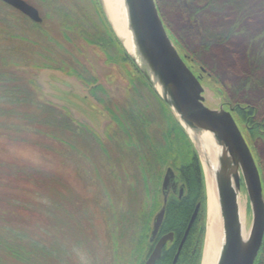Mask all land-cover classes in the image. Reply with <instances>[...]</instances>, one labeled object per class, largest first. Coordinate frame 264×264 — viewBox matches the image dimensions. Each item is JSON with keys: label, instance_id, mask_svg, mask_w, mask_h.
<instances>
[{"label": "rangeland", "instance_id": "1", "mask_svg": "<svg viewBox=\"0 0 264 264\" xmlns=\"http://www.w3.org/2000/svg\"><path fill=\"white\" fill-rule=\"evenodd\" d=\"M30 1L40 9L43 22L39 27H33L31 22L21 19L19 27L29 29L37 41L34 50L46 57L44 63L64 68L71 66L83 78L99 84L107 94L114 96L109 100L96 90L93 97L88 92L90 85H85L75 75L44 66L35 71V78L45 99L64 108L71 118L90 127L99 138L104 137L106 126L118 127L111 115L122 121L124 110L148 116L154 133L164 125L162 112L166 109L146 85L134 79L131 87L128 86L123 69L133 72L129 63L115 60L112 57L115 51L108 52L111 56L108 59L99 48L86 43L82 37L83 32H87L92 38L89 34L93 30L103 28L91 0ZM155 1L179 54L191 65L190 68L196 67L198 71L202 67L208 74L201 76L205 105L216 108L223 101L251 105L257 108L259 117L264 118V66H255L254 61L257 50L264 46V0H216L211 3L213 5L206 6L203 4L206 0ZM3 16L4 11L0 8V18ZM15 32V27L9 31L10 34ZM4 34L5 31L0 30V37L4 38ZM0 47L6 49L1 41ZM35 54L33 56L40 60ZM63 61L68 64H63ZM98 98L102 102H98ZM90 140L94 150H84L86 156L66 147L62 159L54 151L53 144L43 150L29 143L8 144L0 138V158L10 163L46 167L79 199L83 212L86 211V231L93 238L94 246L93 249L88 244L68 246L71 264H134L132 252L142 223L141 220L137 222L135 214L140 210L141 218L147 217L149 211L154 210L153 180L157 168L150 172V178L146 176L148 196L142 188L136 189L134 194L126 180L121 184L125 175L120 174L116 179L118 185L113 181L116 177L109 178L111 169L108 165L106 167L105 156ZM250 147L257 159L264 195V141L250 142ZM124 168L129 176L128 182L132 176L139 179L135 166L125 165ZM165 168L166 165L158 168L161 178ZM161 178L157 182L161 183ZM28 197L36 204L43 202L37 195L24 196L25 199ZM238 197L243 209V222L248 229L251 214L243 183H240ZM155 198L159 208L161 194ZM127 211H130L126 225L128 231L121 233L120 220ZM115 241L116 244L113 243Z\"/></svg>", "mask_w": 264, "mask_h": 264}, {"label": "trees", "instance_id": "2", "mask_svg": "<svg viewBox=\"0 0 264 264\" xmlns=\"http://www.w3.org/2000/svg\"><path fill=\"white\" fill-rule=\"evenodd\" d=\"M92 1L96 5V0ZM213 1L216 0H206L203 4L206 6ZM0 8L4 11L3 18H0V30L5 31L4 38L1 36L0 41L6 47V49L0 47V138L8 144L29 143L43 150L49 149L53 144L54 151L62 159L66 154L64 152L66 147L69 150H76L79 155H84V150L89 152L91 149L94 150L91 138L105 156L106 167L108 165L111 169L108 173L109 178L116 177L113 179L115 182L120 174L125 175L121 184L126 180L134 194L136 189L142 188L148 196L146 176L150 178V172L157 168L154 180L149 181L155 182L154 197L160 195V183L157 179L159 181L161 176L158 168L161 165L171 167L184 183V192L180 199L174 195L167 199L158 234L172 232L174 240L163 248L156 264H172L176 245L183 237L198 202L200 208L175 264H200L204 244L206 203L203 174L195 150L169 108L131 62L112 30L109 28L107 40L101 38V43L95 42V45L108 56V59H111V56L106 51V46L114 47L112 57L122 64L129 63L133 70L132 79L143 82L166 109V112H162L164 125L155 133L151 130L148 116L142 112L135 114L134 111L124 110L126 114L122 115V121L111 115L118 127L106 126L104 137L99 138L90 127L71 118L64 108L45 99L35 78V71L40 67H54L68 75H75L85 83L91 82L71 66L67 65L68 68H64L45 64L46 57L34 50L37 41L33 39L29 29L19 27L21 19L31 21L17 15L11 7L1 2ZM98 11L101 14L100 9ZM102 20L105 22L103 17ZM31 25L39 27L40 24L31 22ZM14 27L16 32L10 34L9 31H13ZM95 40L97 39L91 41ZM33 53L42 61L36 59ZM254 61L255 66L259 68L264 66V46L257 50ZM62 63L68 64L65 61ZM187 65L191 66L188 63ZM194 68L191 67L194 72L201 74L199 68L198 71L196 67ZM97 89L91 88L89 94L96 96ZM97 101L102 102L99 98ZM234 106L232 116L249 147L250 142L255 140L264 141V118L259 117L257 108L238 103ZM255 160L257 162L256 157ZM131 164L137 168L139 179L130 176L131 181L128 182L129 176L124 166ZM116 184L118 185L117 181ZM32 194L42 198L43 202L36 204L29 197L24 198L25 195ZM133 196L132 199L135 198ZM154 197L152 203L154 210L149 211L147 217L141 218L143 214L140 210L135 214L137 222L141 220L142 225L140 224L132 252V255H135L134 264L143 263L150 247L148 242L150 221L158 206ZM83 209L72 190L46 167L10 163L0 158V264H71L68 246L88 244L91 249L94 246L93 238L86 231L85 225L88 221L85 217L86 211L83 212ZM129 214L130 211H127L120 220L121 233L128 231L126 225ZM113 243L116 244V241ZM263 254L264 238L254 264H262Z\"/></svg>", "mask_w": 264, "mask_h": 264}, {"label": "water", "instance_id": "3", "mask_svg": "<svg viewBox=\"0 0 264 264\" xmlns=\"http://www.w3.org/2000/svg\"><path fill=\"white\" fill-rule=\"evenodd\" d=\"M0 1L19 10L30 21L42 22L38 11L23 0ZM97 2L117 41L169 108L195 150L204 179L206 216L209 183L220 219L221 236L215 264H254L264 238L263 182L251 148L231 109H225L222 104L216 108L205 105L203 85L176 49L155 0H120L119 28L108 12L105 1ZM178 183L179 178L174 172L166 169L160 186L162 206L152 219L148 236L150 243L162 223L169 189H174ZM240 183L246 190L250 208L251 223L248 229L240 218L238 207ZM183 189V184L179 185V198ZM198 208L199 204L190 217L173 263ZM205 236L206 219L204 240ZM172 238V233L161 236L142 264H155L163 246Z\"/></svg>", "mask_w": 264, "mask_h": 264}, {"label": "flooded vegetation", "instance_id": "4", "mask_svg": "<svg viewBox=\"0 0 264 264\" xmlns=\"http://www.w3.org/2000/svg\"><path fill=\"white\" fill-rule=\"evenodd\" d=\"M24 2H26L27 4H29V5H31L32 7H34L37 11H38V13H39V16H40V12H39V10L31 3V1L30 0H23ZM77 1H79V0H77ZM92 1V0H91ZM1 3H3V4H5V5H7L6 3H4V2H2V1H0ZM73 3H74V1H72ZM72 3V4H73ZM75 3H76V1H75ZM92 3H93V5H94V9L96 10V14L98 15V17L97 18H99V20H100V22H101V24H102V27L103 28H96L95 30H93L94 32L93 33H90L89 35L90 36H92V38H90L89 36H88V34H87V32H83V34H82V37L84 38V40H85V42L86 43H89V44H91L92 46H94V47H96V48H99V47H97L96 45H95V42L97 43H101V38H103V39H106L107 40V37H108V30H109V25H108V23L106 22V19H105V17H104V15H103V13H102V11H101V9H100V6H99V4H98V2H97V0H96V5H95V2L94 1H92ZM78 5H80V4H78ZM77 5V6H78ZM7 6H9V5H7ZM9 7H11V6H9ZM12 8V10H13V12H15L17 15H20L21 17H25V18H27L25 15H23L19 10H17V9H15V8H13V7H11ZM100 9V11H101V14H100V12L98 11ZM50 10H52V9H50ZM41 17V16H40ZM102 17L104 18V20H105V22L102 20ZM28 19V18H27ZM41 19H42V17H41ZM29 20V19H28ZM30 21V20H29ZM42 22H43V19H42ZM42 22L41 23H36V24H42ZM97 39V40H95V41H91V40H94V39ZM101 51V50H100ZM106 51H108V52H114L115 51V49H114V47H112V46H110V45H108V46H106ZM102 52V51H101ZM103 53V52H102ZM104 54V53H103ZM105 55V54H104ZM184 58V57H183ZM184 61L186 62V60H185V58H184ZM187 64V63H186ZM190 67V66H189ZM191 69V68H190ZM192 71H193V73L199 78V80H200V82H201V84H202V81H201V76H202V74H207L206 72H205V70L202 68V67H199V70H200V73L201 74H199V73H197V72H194V70L193 69H191ZM123 72H124V74H125V76L128 78L127 80H128V86H130L131 87V82L133 81V79H132V74H131V70H127L126 68H124L123 69ZM208 75V74H207ZM94 81V80H93ZM85 85H90V87H89V89H88V92H89V90L91 89V88H98L97 89V91L100 89L101 90V92H102V94L105 96V98H108L109 100L111 99V97H114L112 94H107L106 93V91L99 85V84H97V83H95V82H92V83H84ZM99 90V91H100ZM221 104L224 106V108L225 109H231V114L234 112V109H235V104H231V103H229V102H226V101H223V102H221ZM168 168H170L173 172H174V174L177 176V173H176V171L175 170H173L171 167H169V166H166V168H165V171H166V169H168ZM165 171L163 172V174H162V178H163V176H164V174H165ZM178 177V176H177ZM162 178H161V181H162ZM179 178V177H178ZM181 184H183V186H184V183L183 182H181V180L179 179V183L177 184V187H174V189H169V192H168V196H167V199H168V197L170 196V195H174V196H176L177 198H179L178 197V193H179V191H178V187H179V185H181ZM160 186H161V183H160ZM160 191H161V189H160ZM183 192H184V189H183ZM183 195V194H182ZM181 198V197H180ZM179 198V199H180ZM167 202V201H166ZM197 204H199V208H200V203L198 202ZM196 204V205H197ZM162 206V195H161V204H160V206H159V208L157 209V211L160 209V207ZM196 207V206H195ZM199 208H198V210H199ZM195 209V208H194ZM194 211V210H193ZM198 213V212H197ZM155 215V214H154ZM154 215L152 216V219H153V217H154ZM197 216V215H196ZM196 218V217H195ZM190 220V219H189ZM195 220V219H194ZM194 222V221H193ZM151 224H152V220H151ZM188 225V224H187ZM161 226V225H160ZM160 228V227H159ZM151 229V228H150ZM159 231V230H158ZM168 233H172V232H168ZM165 234H167V233H165ZM165 234H162V235H159L158 234V232H157V234H156V236H155V238H154V240L150 243L149 241V243H150V247H149V249H148V253H147V256L149 255V252H150V250L154 247V245L156 244V242L159 240V238L161 237V236H163V235H165ZM172 235H173V233H172ZM149 236V235H148ZM182 239V238H181ZM181 239L179 240V242L177 243V245H176V251H175V254H174V256L176 255V252H177V249H178V246H179V243H180V241H181ZM186 239V238H185ZM173 240H174V237L172 238V240L171 241H167L166 243H165V245L163 246V248L168 244V242H173ZM184 243V242H183ZM182 246H183V244H182ZM182 246H181V248H182ZM163 248H162V250H163ZM162 250H161V252H162ZM181 250V249H180ZM180 252V251H179ZM179 255V254H178ZM147 256H146V258H147ZM174 256H173V258H172V264H175L176 263V261H177V259H176V261H175V263H173V259H174ZM145 258V259H146ZM178 258V257H177ZM145 259H144V261H145ZM159 260V259H158ZM157 260V261H158ZM143 261V262H144ZM156 261V262H157ZM156 264V263H155Z\"/></svg>", "mask_w": 264, "mask_h": 264}, {"label": "bare ground", "instance_id": "5", "mask_svg": "<svg viewBox=\"0 0 264 264\" xmlns=\"http://www.w3.org/2000/svg\"><path fill=\"white\" fill-rule=\"evenodd\" d=\"M106 4V8L110 15L112 16V19L116 23L117 27L120 26V0H104ZM206 177L208 176L207 171ZM207 192H208V198H207V216H206V236L204 240V247L201 257L200 264H215V259L217 255V250L219 246V240H220V231H221V225H220V219L217 211V204H216V198L215 195H212V190L207 183ZM238 207L240 210V218L243 219V209L241 206V202L238 197Z\"/></svg>", "mask_w": 264, "mask_h": 264}]
</instances>
